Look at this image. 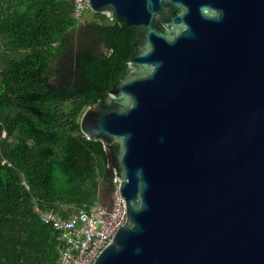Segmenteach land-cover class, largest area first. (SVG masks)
<instances>
[{"label":"water","instance_id":"water-1","mask_svg":"<svg viewBox=\"0 0 264 264\" xmlns=\"http://www.w3.org/2000/svg\"><path fill=\"white\" fill-rule=\"evenodd\" d=\"M89 1L138 34L80 119L128 214L93 264H264V0Z\"/></svg>","mask_w":264,"mask_h":264},{"label":"trees","instance_id":"trees-1","mask_svg":"<svg viewBox=\"0 0 264 264\" xmlns=\"http://www.w3.org/2000/svg\"><path fill=\"white\" fill-rule=\"evenodd\" d=\"M73 11L70 0H0V264H58L63 243L37 208L68 217L113 191L103 143L80 119L126 71L138 34Z\"/></svg>","mask_w":264,"mask_h":264},{"label":"built area","instance_id":"built-area-1","mask_svg":"<svg viewBox=\"0 0 264 264\" xmlns=\"http://www.w3.org/2000/svg\"><path fill=\"white\" fill-rule=\"evenodd\" d=\"M70 1L73 2V13L77 19H82L88 11H93L89 0ZM105 14L113 17L110 12ZM120 185L121 179L114 173L109 204L98 201L89 209L80 210L68 217L37 208L41 220L51 225L63 243L58 264H93L102 249L111 242L128 217Z\"/></svg>","mask_w":264,"mask_h":264},{"label":"rangeland","instance_id":"rangeland-1","mask_svg":"<svg viewBox=\"0 0 264 264\" xmlns=\"http://www.w3.org/2000/svg\"><path fill=\"white\" fill-rule=\"evenodd\" d=\"M93 13H94V11H88V12L85 14V17H86V18H92V17H93Z\"/></svg>","mask_w":264,"mask_h":264}]
</instances>
